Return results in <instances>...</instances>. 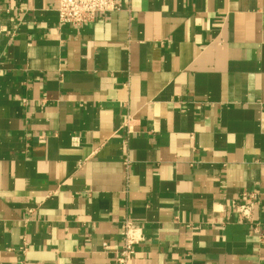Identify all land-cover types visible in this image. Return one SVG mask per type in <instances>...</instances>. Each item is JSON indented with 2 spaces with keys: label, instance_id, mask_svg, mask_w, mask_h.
I'll use <instances>...</instances> for the list:
<instances>
[{
  "label": "crops",
  "instance_id": "crops-1",
  "mask_svg": "<svg viewBox=\"0 0 264 264\" xmlns=\"http://www.w3.org/2000/svg\"><path fill=\"white\" fill-rule=\"evenodd\" d=\"M118 2L0 0V264H264V0Z\"/></svg>",
  "mask_w": 264,
  "mask_h": 264
},
{
  "label": "built area",
  "instance_id": "built-area-1",
  "mask_svg": "<svg viewBox=\"0 0 264 264\" xmlns=\"http://www.w3.org/2000/svg\"><path fill=\"white\" fill-rule=\"evenodd\" d=\"M59 23L79 25L94 19L96 14L118 9V0H53ZM129 121V119H128ZM128 121L126 126L128 127ZM256 202L255 193L243 191L240 198L233 200V207L242 219L249 220ZM121 245L116 252L117 264H134L136 245L143 239L140 227L125 219L120 225Z\"/></svg>",
  "mask_w": 264,
  "mask_h": 264
}]
</instances>
